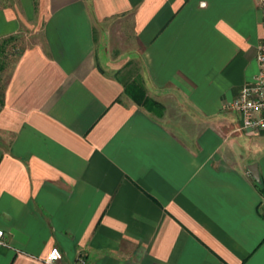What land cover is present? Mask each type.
Here are the masks:
<instances>
[{
  "label": "crops",
  "instance_id": "obj_1",
  "mask_svg": "<svg viewBox=\"0 0 264 264\" xmlns=\"http://www.w3.org/2000/svg\"><path fill=\"white\" fill-rule=\"evenodd\" d=\"M126 32L159 116L116 77ZM260 36L253 0H0V264H264V131L225 107Z\"/></svg>",
  "mask_w": 264,
  "mask_h": 264
},
{
  "label": "built area",
  "instance_id": "obj_2",
  "mask_svg": "<svg viewBox=\"0 0 264 264\" xmlns=\"http://www.w3.org/2000/svg\"><path fill=\"white\" fill-rule=\"evenodd\" d=\"M253 1L260 12L261 26V36L255 54L256 72L225 105L227 109L237 114L239 129L248 135H256L264 131V0ZM1 235L0 230V237ZM59 255V250L51 247L45 261L53 264L59 259Z\"/></svg>",
  "mask_w": 264,
  "mask_h": 264
},
{
  "label": "rangeland",
  "instance_id": "obj_3",
  "mask_svg": "<svg viewBox=\"0 0 264 264\" xmlns=\"http://www.w3.org/2000/svg\"><path fill=\"white\" fill-rule=\"evenodd\" d=\"M100 36L96 42L97 49L99 50H107L108 52L118 53L120 50L118 47V42L115 43V46L111 44V39L121 38L123 42V24H117L116 22L111 25L107 24L102 27L100 30ZM127 40L125 50H128L127 55L121 59L120 65L121 67L116 71V77L118 79L125 78L127 76H131L134 73L141 72V64L138 59V46L135 45L132 39L129 40L128 33L126 32ZM122 36V37H119ZM20 41V42H19ZM17 40L15 42H11V39L5 38L0 42V92L3 84L9 74V68L18 53L21 51L23 47V41ZM128 42V43H127Z\"/></svg>",
  "mask_w": 264,
  "mask_h": 264
},
{
  "label": "trees",
  "instance_id": "obj_4",
  "mask_svg": "<svg viewBox=\"0 0 264 264\" xmlns=\"http://www.w3.org/2000/svg\"><path fill=\"white\" fill-rule=\"evenodd\" d=\"M118 79V78H117ZM122 85L123 93L136 105L143 107L154 115H161L163 105L157 100L151 98L146 94L144 81L140 72L134 73L131 76L118 79ZM258 192L264 196V187L260 181H255Z\"/></svg>",
  "mask_w": 264,
  "mask_h": 264
},
{
  "label": "water",
  "instance_id": "obj_5",
  "mask_svg": "<svg viewBox=\"0 0 264 264\" xmlns=\"http://www.w3.org/2000/svg\"><path fill=\"white\" fill-rule=\"evenodd\" d=\"M248 170H249V172H250V174H251V177H252L253 179H255L256 181H258V175H257V172H256V170H255V165H251V166H249V167H248Z\"/></svg>",
  "mask_w": 264,
  "mask_h": 264
}]
</instances>
